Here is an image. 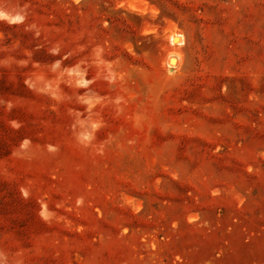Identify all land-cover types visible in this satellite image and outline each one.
Segmentation results:
<instances>
[{
  "label": "rangeland",
  "instance_id": "1",
  "mask_svg": "<svg viewBox=\"0 0 264 264\" xmlns=\"http://www.w3.org/2000/svg\"><path fill=\"white\" fill-rule=\"evenodd\" d=\"M0 264H264V0H0Z\"/></svg>",
  "mask_w": 264,
  "mask_h": 264
},
{
  "label": "bare ground",
  "instance_id": "2",
  "mask_svg": "<svg viewBox=\"0 0 264 264\" xmlns=\"http://www.w3.org/2000/svg\"><path fill=\"white\" fill-rule=\"evenodd\" d=\"M140 2V1H139ZM126 5H127V7H130V8H133V9H135V10H137V11H145V10H147V8L144 6V4L143 5H140L141 3H132V2H128V3H125ZM120 6V5H119ZM154 8V7H153ZM144 16V15H143ZM173 22H171V24H172ZM173 25V24H172ZM176 26V25H175ZM145 30V29H144ZM169 30H171V29H169ZM155 33V32H154ZM183 33V32H182ZM181 32H173V33H170L169 35H168V37H169V41L171 42V44H173V45H177V44H182L183 42H184V35L182 34ZM147 34V33H146ZM169 44V43H168ZM183 45V44H182ZM171 46V45H170ZM169 46V47H170ZM171 52H170V54H169V57H170V60L172 61V62H174L175 61V59L173 58V56L175 57H177L176 59L178 60V58H179V56L181 55H179L178 54V52H176V47L175 46H171ZM182 53V52H181ZM181 57V56H180ZM168 58V57H167ZM167 65L169 66V68L172 70V71H174V70H176L177 69V67H178V65H179V63H178V61H177V63L175 64V65H173V64H171L170 62H168L167 61ZM168 68V69H169ZM131 198V197H130Z\"/></svg>",
  "mask_w": 264,
  "mask_h": 264
}]
</instances>
